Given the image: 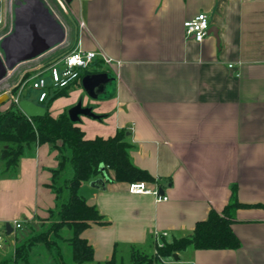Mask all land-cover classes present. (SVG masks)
<instances>
[{
  "label": "crops",
  "instance_id": "1",
  "mask_svg": "<svg viewBox=\"0 0 264 264\" xmlns=\"http://www.w3.org/2000/svg\"><path fill=\"white\" fill-rule=\"evenodd\" d=\"M13 1L0 0V36L8 37L0 52L18 64L14 82L75 48L111 59L112 68L96 67L114 75L109 96L78 97L80 80L62 108L82 100L99 116L83 130L77 125L86 140L124 130L132 164L154 179L147 188L167 198L130 194L127 183L107 181L102 169L93 180L103 188L86 200L104 223L81 234L93 249L88 264L113 256L120 262L132 246L152 254L156 234H166L162 241L190 235L210 210H223L232 188L247 206L231 223L240 247L189 248L159 262L264 264V0H28L21 9ZM198 14L207 16L217 38L197 43L185 36L183 23ZM58 159L51 145L34 146L15 176L0 177V233L6 223L14 230L11 222L30 230L46 224ZM11 243L14 250V238ZM6 246L4 239L0 260L13 254Z\"/></svg>",
  "mask_w": 264,
  "mask_h": 264
},
{
  "label": "trees",
  "instance_id": "2",
  "mask_svg": "<svg viewBox=\"0 0 264 264\" xmlns=\"http://www.w3.org/2000/svg\"><path fill=\"white\" fill-rule=\"evenodd\" d=\"M95 67H101L100 60L94 61ZM103 71L96 69L83 71L80 78L87 74ZM30 75L26 74L22 82ZM18 88L11 93L15 94ZM70 88L48 90V97L42 103L45 114L40 118H27L13 105L0 112V177H13L17 174L18 163L26 150L34 146L51 145L58 152V168L52 170L48 185L54 195L55 206L48 210L46 228L35 232L19 242L15 236L13 254L0 260V264H29V257L35 247L45 248L57 264L64 263L62 243L69 248L72 264H88L93 260V249L81 234L91 224L102 225V216L94 206L79 197L80 188L101 175V166L105 170L107 181L119 183H154V179L144 170L135 167L129 157L130 144L126 132L119 130L113 137H96L86 140L84 133L76 123L70 122L67 113L53 118L48 109L58 97L68 96ZM69 171L72 175L69 177ZM111 173V177L109 176ZM247 207L237 201L235 188L223 210L218 213L210 210L206 219L196 222L190 235L163 240L162 246L155 245L152 254L134 246L129 253L131 264H153L162 259H172L174 255L187 249L193 250H236L240 247L238 238L231 230L234 212ZM258 207V206H257ZM64 232V233H63ZM104 264H122L113 256Z\"/></svg>",
  "mask_w": 264,
  "mask_h": 264
},
{
  "label": "built area",
  "instance_id": "3",
  "mask_svg": "<svg viewBox=\"0 0 264 264\" xmlns=\"http://www.w3.org/2000/svg\"><path fill=\"white\" fill-rule=\"evenodd\" d=\"M13 3L17 5V9L24 8L28 0H14ZM50 7V6H49ZM79 28H83V23L78 22ZM184 33L187 38H192L195 42L200 43L208 36L209 23L205 14H198L194 18L183 23ZM7 35L0 36V43H6ZM12 55L8 51L3 55L0 52V63L5 71V75L0 80V92H4L11 96V103L15 107L21 100V96L26 89L35 91L37 93L36 100L42 103L48 97V90L55 91L63 88H71L80 83V75L83 71L96 69L93 65L94 61L100 60L102 64L112 68L113 61L101 53L93 51H83L75 48L70 52L64 53L52 63L47 66H42L35 73L22 82L23 74L19 80L12 79L17 65L12 61ZM232 68V66H229ZM31 73V72H29ZM48 74V77L44 76ZM48 79V80H47ZM14 88H18L15 96L9 95ZM10 98V97H9ZM28 118V117H27ZM127 191L130 194L136 195H152L156 202L166 201V197H160L157 190H150L144 182H134L127 186ZM21 225L18 222L13 223V229H20ZM166 234H156V246H162V239ZM4 246V233H0V249Z\"/></svg>",
  "mask_w": 264,
  "mask_h": 264
},
{
  "label": "water",
  "instance_id": "4",
  "mask_svg": "<svg viewBox=\"0 0 264 264\" xmlns=\"http://www.w3.org/2000/svg\"><path fill=\"white\" fill-rule=\"evenodd\" d=\"M70 1V0H68ZM212 34L215 38L216 32L213 30V28H209L208 35ZM21 50V49H20ZM19 52V51H17ZM5 75V71L2 67V64L0 63V80L3 79ZM113 79H110L106 73H98V74H87L81 79V87L86 94V96L89 99L96 100L99 98H105L109 95L105 96V91L107 88V85H109ZM8 97L6 95L3 96V99L0 100V104L3 103V101H7ZM19 109L21 112L30 118H40L43 117L45 114V108L37 105L31 101L28 100H21L18 104ZM68 118L70 122L76 123L79 120L80 116L88 117L91 119H99V116H96L92 112L91 107H85L83 106L82 100H79L73 107H71L67 111ZM103 167L101 166V170ZM99 180H92L88 182L87 184L83 185L79 190V197H81L84 200H87L92 195H94L99 188H103V185L99 187ZM159 193L162 194V191L159 190ZM11 226L6 223L5 224V234L10 235L12 233ZM176 259V255L173 257Z\"/></svg>",
  "mask_w": 264,
  "mask_h": 264
},
{
  "label": "rangeland",
  "instance_id": "5",
  "mask_svg": "<svg viewBox=\"0 0 264 264\" xmlns=\"http://www.w3.org/2000/svg\"><path fill=\"white\" fill-rule=\"evenodd\" d=\"M96 71H99V68L96 69ZM104 71L108 72L107 75H108V77L110 79H113V81L109 85H107V89H106L107 91L111 92L114 89V87H115L114 75L111 72L107 71L105 68H104ZM44 77L47 78L48 77V74H46ZM78 90H80V95L78 97H84V96H86L82 88L75 89L74 91H78ZM71 91H73V90H71ZM26 92H27V90L22 94L21 100L28 99V101H33L34 103H37L36 102L37 101L36 100L37 93L35 91H31V90H29L28 93H26ZM2 94H3V92H0V95H2ZM8 94L9 95H12V96L13 95L15 96V94H12V93H8ZM9 97L10 98H8V101H6L5 103L3 102V104H5V105H3L2 107H0V112L5 111V110H7L8 108H10L12 106L11 96H9ZM66 98H67V96L58 97V98L54 99V101H52V103H51V105H50V107L48 109V114L51 117L57 118L61 114H63V113H65V112L68 111L69 108H66V106L65 107L63 106V108H62L63 100H65ZM1 99H3L2 96H0V100ZM85 99H88V97L85 98ZM1 105H2V103H1ZM17 108L19 109V107H17ZM89 121L90 122H96L93 119H90L88 117H80L79 120L76 122V124L79 127H82V130H83V128L86 127V126H84L85 125V122H89ZM0 171H1V164H0ZM71 175H72V172L69 171L68 176L70 177ZM11 225L13 226V223L12 222H11ZM46 226H47V224L44 226V228H46ZM32 228L33 229L30 230V228H28L27 225H24V227H22L21 229H14L13 230V233L10 234V235H7V236L5 235V232H3V230H2V232L4 233V236H5L4 239L6 240V242H8V246H6V249L9 248L8 249L9 251L13 250V245H12L11 241L13 240V238L15 236H17L19 242H21L23 239L28 238V236H31L35 232L38 233V232H40L43 229V228H40V226H38V224L33 225ZM61 245H62V253H63V256H64L63 257L64 258V261L63 262L66 263V264H72L70 262V258H69V248H68V246L66 244H64V243H62ZM36 248L37 247H35L32 250V252H31V255L29 257V261H30L29 264H46V263H49L50 260H52L53 263L57 264L56 261L54 260V258L52 256L51 257L50 256H47L45 253H41V251L39 252ZM41 250H43V249H41ZM145 252L151 253L150 250H148V248L145 249ZM2 257L3 256L0 255V259H2ZM119 261L122 264H131L130 261H129V253L128 252L127 253H123L121 255V258H119ZM153 264H163V263H161V262H154ZM169 264H176V263L174 261H172Z\"/></svg>",
  "mask_w": 264,
  "mask_h": 264
}]
</instances>
